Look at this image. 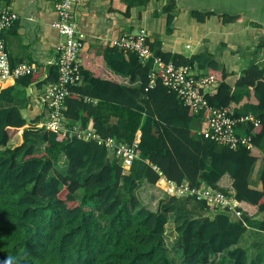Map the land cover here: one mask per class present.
Here are the masks:
<instances>
[{
  "label": "trees",
  "instance_id": "16d2710c",
  "mask_svg": "<svg viewBox=\"0 0 264 264\" xmlns=\"http://www.w3.org/2000/svg\"><path fill=\"white\" fill-rule=\"evenodd\" d=\"M107 1L110 13L129 19L131 9L138 8L140 18L152 0ZM2 2L10 6L12 0ZM178 11L176 0H166L155 16L170 24ZM188 15L199 23L217 16L223 26L242 21V16L227 13ZM146 45L153 56L143 62L137 53L125 52L113 42L96 48L84 42L83 82L70 87L64 102L69 128L78 126L127 145L141 133L139 158L127 175L104 144L49 132L39 127L44 113L27 120L19 108L3 106L12 103L13 88L0 93V260L17 256L22 264H223L217 260L223 255L229 264H264V248L249 259L247 250L238 246L247 227L264 232L259 218L264 214V170L259 189L249 182L264 148V62L237 76L203 56L187 59L164 53L157 42L147 40ZM155 58L213 76L218 85L205 95L209 106L234 110L237 116L243 114L242 106L255 107L258 124L247 130L253 133L252 148L218 150L216 143L199 135L206 126L205 112L195 115L159 77L149 86ZM104 67L128 78L131 85L104 80ZM57 78L55 66L47 72L40 66L16 79L15 85L40 88ZM239 92H244L241 99ZM110 117H116L117 124H109ZM17 135L21 143L12 146ZM39 143L43 151L37 154ZM61 160L66 164L63 172L58 170ZM224 176L232 181L230 188H220ZM160 178L186 183L191 190L204 185L220 191L239 204L242 218L233 219L228 208L216 210L191 196L212 216L199 219L189 212L176 213L173 245L181 251L176 262L166 246V225L179 199L166 197L153 211L142 206L137 194L143 182L155 185Z\"/></svg>",
  "mask_w": 264,
  "mask_h": 264
},
{
  "label": "crops",
  "instance_id": "0c3cea01",
  "mask_svg": "<svg viewBox=\"0 0 264 264\" xmlns=\"http://www.w3.org/2000/svg\"><path fill=\"white\" fill-rule=\"evenodd\" d=\"M59 1L12 0L9 7L18 19L4 33L3 39L13 65L26 63L36 67L42 66L47 72L49 63L55 57L56 47L63 41L55 27L57 22L55 4ZM190 1L192 0H176L179 11L170 24L165 18L155 16V11H160L166 4V0H152L141 12L140 18L138 17L139 9L136 7L131 9L129 19L110 13L107 0H86L74 10L73 21L78 30L85 35L84 42L94 48L115 42L123 36H133L143 31L150 43L157 42L161 45V50L164 53L179 54L187 59L203 56L208 60H214L219 70H225L227 73L237 76L242 75L251 66L263 65L264 47H261V42L264 44V34L259 21L247 22L242 16L241 22L223 26L219 24L217 16H213L205 23H199L188 14L190 11L202 10L201 8L205 7L201 5L192 8ZM207 12L217 13L214 10ZM254 24L258 28L254 27ZM194 69L198 73H202L197 68ZM102 78L125 86L131 85L128 78L116 75L108 67H104ZM9 88L14 89L11 93L12 103H4L3 106L19 108L22 116L27 120L43 113L38 105L42 86L40 88L36 86L23 88L17 87L14 82ZM236 96L237 98L238 96L242 97L243 94L239 92ZM247 109L246 106H242L240 111L255 118L258 116L256 111L254 114ZM117 122L116 117H110L109 124L114 125ZM140 135L141 133L138 131L135 139H139ZM20 143L21 137L18 144ZM261 156L262 160L255 165V168L263 171L264 148L261 149ZM249 182L250 185H255H253L254 189L260 188L256 177L251 176ZM231 183L230 178L224 176L220 180L219 186L220 188H230ZM147 186H156V184L149 185L143 182L137 194L140 196V190ZM181 202L183 201H177L178 204ZM175 208L176 205L172 209V213ZM202 211L205 213L203 217L212 216V213L207 209L203 208ZM232 218H237L234 213ZM254 218L258 219L257 216ZM259 218L264 220V214H260ZM254 236H264V232L259 231L255 226H249L238 244L239 247L247 250L249 259H253L264 248V245H258L259 242L255 241Z\"/></svg>",
  "mask_w": 264,
  "mask_h": 264
},
{
  "label": "built area",
  "instance_id": "2783aa9c",
  "mask_svg": "<svg viewBox=\"0 0 264 264\" xmlns=\"http://www.w3.org/2000/svg\"><path fill=\"white\" fill-rule=\"evenodd\" d=\"M86 0H60L55 4L57 22L55 24L63 41L55 49V57L50 66L57 68L58 78L55 83L43 84L38 105L45 114L39 127L52 133L76 135L84 141L93 140L99 145H105L120 163L123 174L131 172L133 164L139 158L136 138L132 145L119 143L116 139L103 140L94 131L86 132L79 127L69 128L63 115L65 99L69 96L72 86L83 82L81 74V59L85 35L80 32L73 21V12ZM18 17L9 6L0 0V93L8 89L16 79L29 75L37 70L32 64L13 65L9 59L6 45L3 39L4 33L17 21ZM147 37L142 31L133 36H123L113 42L119 49L125 52H135L143 62L151 58L152 52L146 45ZM154 69L150 75V87H153L159 77L163 86L174 92L178 99L186 106H190L195 115L205 112L204 128H200L198 134L216 143L218 150L229 148L237 150L241 148L251 149L252 132H248L249 125L257 126L258 120L249 114L237 116L234 110L218 106H209L205 95L208 91L217 87L218 82L213 76L198 73L192 67H175L173 64H165L160 59H154ZM42 77L41 80H44ZM167 197L187 199L197 196L216 210L229 209L241 219L243 213L238 210V203L220 191L208 186H202L198 190L189 189L186 183L177 185L160 178L156 183Z\"/></svg>",
  "mask_w": 264,
  "mask_h": 264
},
{
  "label": "rangeland",
  "instance_id": "374dc122",
  "mask_svg": "<svg viewBox=\"0 0 264 264\" xmlns=\"http://www.w3.org/2000/svg\"><path fill=\"white\" fill-rule=\"evenodd\" d=\"M190 3H191L190 7L192 8L201 5L205 7V8H201L202 10H198V11L207 12L208 10H214L217 13H227L230 15L244 16L247 22L259 21V23L262 26V31L264 34V0H192L190 1ZM242 94L244 95V92H242ZM237 99H241V97L238 96ZM247 108L249 109V111H252L254 114L255 111L258 113V110L253 106H246V109ZM243 111H245L244 108ZM19 141H20V135H17L11 141V145L12 146L16 145L18 144ZM42 151H43L42 144L39 143L36 148V153L40 154L42 153ZM65 168H66L65 161L61 160V162L58 165V170L63 172ZM96 170L97 168L92 169V171H96ZM261 172L262 171L260 169H256L254 167L253 172L251 174L253 178L255 177L257 178L258 185L260 184L259 177ZM253 185L254 184L251 185L252 188H254ZM77 197L80 198V194H77ZM166 197L167 196L156 186H147L146 188H142L140 190L139 199L143 207L155 211L157 209L158 203ZM181 201L183 202L179 204L178 203L175 204L176 208L174 213L170 212V214L167 215L168 223L166 225V246L169 249L170 257L176 262H179V260L181 259V251L173 245L176 239V234L174 231L176 213L189 212L192 215V217L199 219L204 218L203 216H205V213L202 211L203 208L197 202L193 201L190 198L181 199ZM254 237H255V241L259 242L258 245H264V236H260V237L254 236ZM217 260L223 261V264H229V262L225 260V257L223 255L218 256Z\"/></svg>",
  "mask_w": 264,
  "mask_h": 264
},
{
  "label": "clouds",
  "instance_id": "9594fccd",
  "mask_svg": "<svg viewBox=\"0 0 264 264\" xmlns=\"http://www.w3.org/2000/svg\"><path fill=\"white\" fill-rule=\"evenodd\" d=\"M0 264H22V258L17 256H7L5 259L0 260Z\"/></svg>",
  "mask_w": 264,
  "mask_h": 264
}]
</instances>
